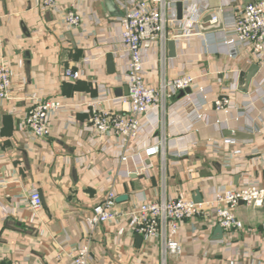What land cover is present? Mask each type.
I'll list each match as a JSON object with an SVG mask.
<instances>
[{
  "label": "crops",
  "instance_id": "1",
  "mask_svg": "<svg viewBox=\"0 0 264 264\" xmlns=\"http://www.w3.org/2000/svg\"><path fill=\"white\" fill-rule=\"evenodd\" d=\"M106 1L57 0L54 8L41 12L35 0H0V55L13 66L15 97L11 107L0 103V264H69L65 255L56 261L57 253L84 242L91 264H162L157 241L136 245V237L120 235L114 226L92 232L87 228L85 218L110 180L118 198L124 197L120 209L149 199H193L197 191L206 198L219 186L239 189L252 181L264 186V67L245 46L222 44L237 9L257 0H174L176 22L166 30L163 59L159 44L147 50L145 76L159 85L163 78L190 73L196 77L195 86L144 117L141 148L126 163L120 162L121 148L97 140L88 130L83 108L53 114L52 133L45 139L20 127L15 113L25 110L23 99L83 101L118 97L115 90L127 88L126 56L113 52L120 10L114 0L112 5ZM69 10L81 16V24L70 31L61 18ZM211 11L219 14L222 29L203 33L209 27L203 20ZM169 41L174 42L172 56ZM107 53L113 56L112 74L106 71ZM253 64L258 71L241 91ZM65 69L82 76L63 80ZM222 90L232 99V109L228 124L216 125L218 115L209 100ZM226 132L247 138L235 139ZM161 136L163 152L144 157L143 150ZM33 190L45 204L34 215L27 206ZM235 215L244 230L229 246L228 240L219 242L214 222L182 223L183 252L168 256L164 264H264V208L240 204Z\"/></svg>",
  "mask_w": 264,
  "mask_h": 264
},
{
  "label": "built area",
  "instance_id": "2",
  "mask_svg": "<svg viewBox=\"0 0 264 264\" xmlns=\"http://www.w3.org/2000/svg\"><path fill=\"white\" fill-rule=\"evenodd\" d=\"M57 0H35L38 11L45 12L55 7ZM121 12L119 41L114 54L126 56L124 84L127 94L103 96L96 99L69 100L59 97L29 98L25 110L15 113L20 127L36 139H45L52 133V115L55 113L77 112L81 108L88 114V130L97 140H107L123 150L120 162L126 163L135 150H140L139 137L142 132L144 117L151 111L163 107L164 103L178 93L195 86L196 77L192 74H180L172 78H163L159 85L146 80L143 55L154 45H160L162 59L168 40L167 28L176 22L174 0H114ZM210 13L209 26L217 23V16ZM62 24L67 30H74L81 24V16L73 10L62 17ZM188 33H186L187 35ZM181 35H172L177 39ZM223 45H243L250 56L264 67V0L249 2L237 9V14L230 28V35L223 40ZM11 63L0 55V103L11 104L15 97L12 93ZM80 71L65 69L62 78L76 81L81 78ZM220 92L209 100L210 106L218 117L216 125L228 124L232 109V99ZM200 119L201 116H198ZM238 118H235L237 120ZM233 133V131H231ZM154 132L149 138H154ZM165 138L154 140L151 146L143 150V155L150 158L163 152ZM130 146V149H127ZM132 146V147H131ZM107 152V151H106ZM110 180V179H109ZM107 181L103 188V198L94 204L85 224L89 231L98 227L114 226L122 234L131 238L139 236L145 242L157 241L162 264L168 256H180L183 242L179 236L182 223L201 220L214 222L221 230L220 241L228 240L227 246L244 225L235 215L240 205L254 209L264 208V186L250 182L239 189L219 186L201 202L174 196L161 201L149 199L137 203L129 209H120L118 195L113 182ZM2 184V182H0ZM27 206L31 214L42 209L40 194L33 190L29 193ZM69 264H91L88 243H81L67 253L58 252L55 259L63 256Z\"/></svg>",
  "mask_w": 264,
  "mask_h": 264
},
{
  "label": "water",
  "instance_id": "3",
  "mask_svg": "<svg viewBox=\"0 0 264 264\" xmlns=\"http://www.w3.org/2000/svg\"><path fill=\"white\" fill-rule=\"evenodd\" d=\"M106 2H107V4H111L112 5V2L110 0H107ZM181 14H182V7H181V4L178 3L177 4V17H178V19H181ZM215 14H216V16L218 18L217 23L215 25H213V26H209V27L203 28L201 30V32L208 33V32H215V31H218V30L222 29V23L219 20V14L218 13H215ZM116 16L121 17V13L118 10H116ZM209 20H210V14H207V16L205 17L203 22L206 23ZM168 49H169V54L172 56L173 53H174V42L173 41H169L168 42ZM105 63H106V71L109 74L114 73L115 68H114V63H113V56H112L111 53H107L106 54ZM257 71H258V66L255 65V64L251 65L248 68V70L246 71L245 77H244V82H243L242 86L240 87L241 91H246L247 90L249 82L255 76ZM188 91L189 90H185L184 92H188ZM115 93L118 96H120L122 94L126 95L127 94V88H124L123 90L117 89V90H115ZM225 135L233 137L235 139H245V138H247V136H245V135H243L241 133H235L234 135H232L230 132H226ZM122 200H124V197H119L117 199L118 202L122 201ZM193 200L195 202H201V197H200V194H199L198 191L195 192V194L193 195ZM41 202H42V205L44 206L45 204H44L42 198H41ZM7 225L10 227V221L7 222ZM215 233L218 234V237H219V235H221V230L217 227L216 230H215ZM141 240L142 239L139 236H136V238H135L136 245H139L141 243Z\"/></svg>",
  "mask_w": 264,
  "mask_h": 264
}]
</instances>
